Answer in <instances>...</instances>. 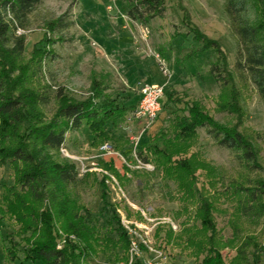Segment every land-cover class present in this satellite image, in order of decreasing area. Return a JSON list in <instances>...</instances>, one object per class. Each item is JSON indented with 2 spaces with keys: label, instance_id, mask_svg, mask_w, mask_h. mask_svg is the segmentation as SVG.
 Wrapping results in <instances>:
<instances>
[{
  "label": "trees",
  "instance_id": "1",
  "mask_svg": "<svg viewBox=\"0 0 264 264\" xmlns=\"http://www.w3.org/2000/svg\"><path fill=\"white\" fill-rule=\"evenodd\" d=\"M41 3L42 0H0V169L10 167L13 172V183L2 185L0 203V244L5 261L91 264L101 253L128 263L131 243L127 233L120 227L114 228L112 221L107 227L97 226L76 191L80 184L97 175L86 172L80 178L76 164L63 158L62 149L70 132L87 125L92 147L112 142L116 149L122 150L128 141L116 137L111 126L119 121L130 123L140 96L134 91V97L98 94L76 101L62 88L54 94L50 86L42 85L43 63L51 54L36 47L28 59L23 34L29 15ZM121 3L130 19L145 25L163 18L167 12L166 0H121ZM70 12L68 9L50 22L52 33L75 24L69 19ZM225 12L237 44L233 68L228 53L217 40L200 33H195V39L204 49L213 51L209 74L219 88L214 112L230 116V122L218 121L198 102L182 105L170 88L161 99L162 112L141 136L137 147L139 160L145 164L153 162L163 179L174 183L180 212L186 215L178 235L168 226L163 243L166 247L184 243L183 247L193 257L204 256L201 264H225V260L213 220L215 208H211L215 201L212 189L220 182L221 173L195 151L200 143L199 130L205 129L217 145L232 151L249 171L264 170L261 161L264 133L251 135L245 130L242 106L244 96L254 90L264 103V0H225ZM196 53L193 52L194 57ZM189 58L190 54L177 64L184 67ZM100 84L94 80V95ZM52 102L56 107L48 116L46 108ZM163 113L175 116L168 121L162 119L150 134ZM102 165L124 181L125 176H121L113 160L102 161ZM198 173L208 179V188L199 187ZM231 190L241 202L238 208L241 217L256 222L264 219V177L235 180ZM102 197L105 201V190ZM194 221H200L201 227L195 229ZM162 228H158V234ZM60 231L66 235L62 248ZM235 248V264H264V238L247 235ZM134 264L142 263L136 260Z\"/></svg>",
  "mask_w": 264,
  "mask_h": 264
},
{
  "label": "rangeland",
  "instance_id": "2",
  "mask_svg": "<svg viewBox=\"0 0 264 264\" xmlns=\"http://www.w3.org/2000/svg\"><path fill=\"white\" fill-rule=\"evenodd\" d=\"M122 6L121 0H42L29 15L23 33L28 59L36 47L51 54L43 63L42 85L50 86L54 94L62 88L76 101L98 94L112 98H120V95L134 97V93L139 94L144 85H167L166 90L174 89L182 105L183 102H198L218 121L230 122V116L214 112L219 88L209 74L213 51L204 49L195 39V33H200L217 40L228 53L233 68L237 44L230 32L225 0H166L164 17L147 25L130 19ZM68 9L71 10L69 19L75 24L52 33L48 27L50 22ZM193 52H198L195 57ZM188 54L190 58L184 67L177 64ZM95 79L101 84L97 85L94 95ZM242 106L245 130L251 135L264 133V103L255 90L244 96ZM55 107L52 102L46 108L48 116L53 114ZM174 116L163 113L150 134L155 132L162 119L168 121ZM143 126L142 122L126 121L111 126L116 137L128 141L122 150L116 149L112 142L92 147L87 125L67 135L63 158L76 164L80 178L86 172L97 175L88 183L80 184L76 190L86 211L92 214L99 227H107L112 221L114 228H122L131 243L128 263H120L115 257L112 259L100 253L91 260V264H134L136 260L142 264H201L204 256L193 257L190 250L183 247L184 243H171L166 247L162 241L168 226L172 227L175 235L180 233L186 215L180 212L181 203L174 183L165 181L153 162L145 164L137 156L140 139L137 144L135 138L139 137ZM199 135L200 143L195 151L221 173L220 182L215 190L212 189L215 201L211 208H215L213 220L225 264H235V247L241 239L250 234L264 238V219L256 222L241 217L238 211L241 202L231 190V185L235 180L264 177V170L251 172L246 169L232 151L217 145L205 129H200ZM106 144L112 146V154L101 151ZM261 145L264 166V144ZM110 160L115 162L121 176H125L124 181L102 165V161ZM199 174V187L208 188V179ZM12 183L11 168L0 169V203L2 185ZM104 190L107 195L105 201L102 200ZM194 224L195 229L201 227L200 221H194ZM160 227L163 231L158 234ZM1 233L2 230L0 237ZM59 235L62 248L66 235L62 231ZM229 242L232 243L227 245ZM0 264H12L5 261L1 244Z\"/></svg>",
  "mask_w": 264,
  "mask_h": 264
},
{
  "label": "built area",
  "instance_id": "3",
  "mask_svg": "<svg viewBox=\"0 0 264 264\" xmlns=\"http://www.w3.org/2000/svg\"><path fill=\"white\" fill-rule=\"evenodd\" d=\"M164 73L169 76L167 70ZM166 87L167 85H144L140 88L138 108L131 114L129 119L130 122L141 121L144 124L141 134L138 138H135L137 144L141 136L152 126L162 112L161 99L165 94ZM101 151L112 154V146L106 144L101 148ZM65 152L66 149H62V153Z\"/></svg>",
  "mask_w": 264,
  "mask_h": 264
}]
</instances>
